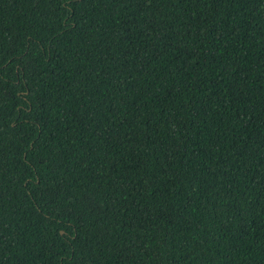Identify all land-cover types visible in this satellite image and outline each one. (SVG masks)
<instances>
[{
  "label": "trees",
  "instance_id": "16d2710c",
  "mask_svg": "<svg viewBox=\"0 0 264 264\" xmlns=\"http://www.w3.org/2000/svg\"><path fill=\"white\" fill-rule=\"evenodd\" d=\"M0 264H264V0H0Z\"/></svg>",
  "mask_w": 264,
  "mask_h": 264
}]
</instances>
